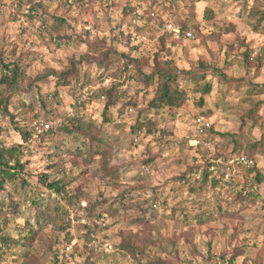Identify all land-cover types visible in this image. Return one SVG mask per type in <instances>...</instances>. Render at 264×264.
<instances>
[{"label": "rangeland", "instance_id": "1", "mask_svg": "<svg viewBox=\"0 0 264 264\" xmlns=\"http://www.w3.org/2000/svg\"><path fill=\"white\" fill-rule=\"evenodd\" d=\"M32 1L0 0V59L6 64L17 63L24 75L20 92L10 96V111L18 117L21 127L33 123L34 115L48 111L60 115V124L66 114H75L76 98L85 100V89H96L106 80L109 86L119 82L118 102L106 114L109 123L102 122L105 99L92 100L79 113L86 120L87 129H91L89 123L100 128L98 135L108 144L104 149L110 145L113 151L110 164L120 167L121 182L100 180V175L106 172L100 168L99 156L90 166L83 164L82 159L77 165L70 160L72 156L68 151L85 147L81 135L61 132L41 143L38 141L33 147L34 160L29 168L30 184H37L38 173L46 171L50 161L61 164L68 178L74 179L73 187H79L85 194L81 198L82 207L90 203L95 208V201H107V206L96 207L92 216L103 228L95 234L97 240L93 247L96 248H92V252L83 238L84 225L90 221L78 207L70 210L67 217L70 224H49L40 231L41 225L35 222L37 208L26 206L29 196L22 193V213L12 220L10 235L18 238L26 218L39 232L29 244L19 243L10 248L3 244L0 264H153L157 260L164 264H264V186L255 204L233 202L235 197L226 190L232 178L243 185L254 172L248 173L249 168L235 163L224 172L222 184L226 187L222 193L208 187L198 194H190L188 187H181L176 179L195 159L214 157L213 150L196 152L189 143L195 133L193 120L203 112H210L209 120L219 133L238 134L242 142L264 137L261 122L242 126V117L257 102L264 101V90L256 88L264 84V59L261 67L255 66V62L248 67L241 63L242 54L249 49L253 50V58L260 53L264 57V29H255L260 17L257 11H264V0H260L261 5L256 0ZM133 19L136 24L132 23ZM168 22L180 28L186 26V29L181 28L183 33L179 38L165 31L163 26ZM186 32H191L193 37H187ZM95 46L98 48L92 49ZM110 46L129 52L143 62L148 59L149 63L143 67L147 74L153 69L155 54L160 55L162 66L174 72L196 70L200 63L221 71L199 72L194 79L180 75L177 81L186 93L187 102L177 111L166 107L149 110L148 103L156 84L148 86L136 70L129 77L118 62L109 64L108 71L96 63L80 64V78L74 79L76 82L72 85L61 87L49 74L65 71L71 62L84 55L88 60L99 59L100 53ZM103 74L107 78L101 80L99 77ZM85 75L91 81L88 84L83 80ZM206 83L212 85V91L205 98L204 106L199 107L200 95L193 89ZM82 86L86 87L80 91ZM8 96L7 90L0 88V99ZM133 100L138 106L130 111L127 104ZM31 104L35 112H31ZM138 115L142 120L151 119L157 132L132 141L129 126ZM259 115L264 120V104ZM2 125L5 145L10 146L18 140V135L7 117L2 119ZM223 142L227 143V139ZM146 149L150 151V158H154L148 172L142 164L148 154ZM60 152L66 155L62 153L61 157ZM255 156L257 168L264 173V155ZM23 160L29 161L28 156ZM51 173L56 172L51 170ZM139 184L148 191L147 196L151 197L154 192L159 199L148 227L135 220L143 210L151 208L154 197L148 199L150 202L145 201L141 197H146V191L141 193L136 189L132 202L127 200L123 206L116 201L130 185ZM6 193L0 192V202ZM34 197L37 194H32ZM50 204L51 210L64 207V202L59 200L51 199ZM102 210L109 214L103 216L105 219L97 218L102 216ZM206 219L209 222L204 225L198 223ZM129 232L137 234V240L145 247L146 258L135 260L117 250ZM65 247H69V251Z\"/></svg>", "mask_w": 264, "mask_h": 264}, {"label": "trees", "instance_id": "2", "mask_svg": "<svg viewBox=\"0 0 264 264\" xmlns=\"http://www.w3.org/2000/svg\"><path fill=\"white\" fill-rule=\"evenodd\" d=\"M20 1L24 3L25 0ZM28 1L33 2L32 0ZM256 2L261 5L260 0H256ZM257 14H260V17L257 18L255 25L257 27H255V29H264V11H257ZM181 28L186 29V26L182 25ZM97 48L98 46H95L92 49L95 50ZM252 53L253 50L249 49L242 54V66L248 67L252 65L251 62H255V66L261 67L264 57H262V54L260 53V55H257L256 58H253ZM99 56V59L95 57L96 59L94 58V60H88V57L84 55L78 61L71 62L70 67H68L65 71H61L59 73L51 71L49 74L54 76L57 81V86L61 87L72 85L76 82L74 79L79 76L78 65L80 64L96 63L98 66L105 67L108 71L109 64L118 62L122 64L123 71L129 74V77L131 76L133 70H136L138 75L141 76L143 81H145L148 86L156 84V89L148 103L149 110H158L166 107L170 111H177L178 109L184 107L187 102L186 93L180 89L177 81L180 75L186 74L189 78L194 79L199 72H206L211 69L216 72L221 71L217 67L200 63V67L196 70L174 72L169 69V67L162 66L160 62V55L155 54L153 59V69L147 74L144 72L143 67L145 64L147 65L149 63L148 59L143 62L141 58L134 57L129 52L124 53L118 51L115 46L114 48L112 46L107 47L100 53ZM76 73L77 76H75ZM105 74L99 78H101V80L102 78H107L104 77ZM110 75L117 78V75L114 73H111ZM43 77L45 76H42V78ZM23 78V71L17 63L13 62L6 64L0 59V88L7 90V93H9L8 97L0 99V192L7 191L6 197L0 202V249L3 246L10 248V246L18 245L19 243H22L23 245L29 244L35 239V236L39 232V230H35L33 228L32 223L28 218H26V220H24L23 231L20 232L18 238L14 239L10 235L9 228L12 224V220L18 218L22 213V203L20 202V199H22V193H25L29 196V199H26L28 204L26 206L37 208L35 213V222L36 224L41 225L40 231L46 229L49 224H60L61 226L63 223L70 224V222L67 221V217L71 213V208L78 207L77 209H82L90 221L89 224L84 225L86 233L83 238L85 243L89 245V250L92 252L94 251L93 244L97 240L95 234L98 229L100 230L103 228L97 224L96 220L92 217L93 212L96 207L101 208L102 206H107V201H95L93 204L95 208L93 206L91 207L90 203L86 207H82L81 198L85 196L84 192L79 187H73L74 179H69L66 175V170L57 162L50 161L46 171L38 173V182L35 185H31L28 180L29 168L30 163H33L34 160L32 155L33 147H35L38 141L41 143L45 138L58 136L61 132L63 135L78 134L83 137L85 147H79L73 151H68V155L72 156L70 160L77 165L79 160L82 159L81 161L83 164L90 166L96 156H99L101 158L99 162L100 168L102 171L106 172L100 175V180L103 182L111 180L114 184H119L121 182L120 167L110 164L113 157V151L110 145L108 149H104L108 146V144L99 137L98 133L100 132V128L95 126L92 127L89 123L88 125L91 129H87L86 125H84L86 120L79 113V111L81 112L82 109H86L87 104H90L92 100H100L101 97H105L102 112L104 119L102 122L109 123L110 119L106 116V114L109 112L110 108L118 102L120 96V83H112L109 87H103L101 85L102 83H100V86L96 89L89 88L92 100L87 101L81 99L79 101L76 98V101L73 104L75 114H66L60 124L58 119L61 117L58 113L48 111L43 115H34V120L38 117H42L45 122L53 123L54 125V128L50 132L37 134L32 123H28L26 127H21L18 117L10 111V96L16 95L20 92V84ZM40 79L41 76L37 78V80ZM83 80L87 84L88 82H91L89 77L86 75ZM84 87L86 86L80 87V91H82ZM258 87H262L264 90V84L256 86V88ZM193 90L195 93L200 95L197 105L199 107H203L205 104V98L209 96L212 91V85L210 83H206L204 85L199 84L196 85ZM56 94L57 92L53 93L54 96H56ZM261 104H264V101L257 102V104L250 109L244 117H242V126H246L249 122H252L253 124L261 122L260 127L264 126V120L262 116L259 115ZM127 105L129 109L137 108L138 106L135 100L130 101ZM29 107L31 112H33L34 109L36 110L32 104L29 105ZM42 108H45L44 102H42ZM124 113H126V111L121 113V116H123ZM201 114V116L210 119L209 111ZM6 117L9 120V124L18 135V140L10 146H6L3 139L4 126L2 125V119ZM156 132V124L151 119L142 120V116L138 115L135 122L129 126L128 134L131 136L132 141H136L142 136L148 138L151 135L156 134ZM207 139L210 142V146H191V149L196 152H199V149L213 150L214 157L209 159H206V157H202V159H195L194 162L184 172H182L179 177L176 178L180 186L188 187V192L190 194H198L200 191H203L208 187H211L214 191L217 190V192L222 193L226 187L222 184L224 172L234 166L235 163L237 166H240L241 163H239L238 159L240 156L245 155L255 160L254 166L249 168L248 171V173L254 172V176L252 178H246V171H244L245 173H243V175L247 181H245L243 185H240L232 178L227 184L228 187L226 190L232 192V197H235V199H232L233 202H239L240 205H245L251 202L254 204L257 203L261 196L259 193L260 188L264 186V173L257 168L255 155H264V137L262 136L258 140L242 142L240 141L238 134L230 135L219 133L215 130L212 124L207 130ZM226 139L227 143L223 142ZM191 140L192 139H190V141ZM148 150L149 149L145 150L148 154L145 155V158L142 160V164L146 172L149 171L150 166L154 163V158H150V151ZM62 153L63 152H60V156ZM64 154L66 155V152H64L63 155ZM56 155L57 154L53 156ZM27 156L29 161H24L23 159ZM51 170H54L56 173L52 174ZM130 186L129 190L118 195V198L116 199L118 204H122L124 206L125 203H128L127 200L132 202L131 200L134 199L131 198L133 196L132 193L136 189L141 193L146 191L142 184H139L137 187L135 185ZM27 189H30L33 193H31V191H26ZM147 192L148 191L145 192L146 197H143L142 195L141 199L149 201L148 199L154 197L151 208L143 210L141 216L135 220V222H138L144 227L150 226V220L154 218L152 212H155L159 202V199L154 192L151 197L147 196ZM32 194H37V197L32 198ZM51 199L64 202V207H55L51 210ZM107 208H109V206ZM115 212L117 213V211ZM230 214L232 215L233 213ZM104 215L109 214L102 210V216H97V218L101 219L106 217ZM206 222H209V219H206L205 222L200 220L198 223L204 225ZM117 250L121 253L130 255L135 260H142L143 258H146L145 247L141 245L139 240H137V234L133 232H129L124 238H122V241H120L117 246ZM153 264H164V262L157 260L153 261Z\"/></svg>", "mask_w": 264, "mask_h": 264}, {"label": "built area", "instance_id": "3", "mask_svg": "<svg viewBox=\"0 0 264 264\" xmlns=\"http://www.w3.org/2000/svg\"><path fill=\"white\" fill-rule=\"evenodd\" d=\"M153 16L154 14H152V17ZM132 23L136 24V19H133ZM163 27L165 31L170 32V34H172L176 38H179L181 34L183 33L180 27L175 26L171 22L165 23ZM185 35L190 38L193 37V34L191 32H186ZM102 86L109 87V80L104 81L102 83ZM84 94L86 96L85 100L87 101L92 100L90 89H85ZM101 99H105V97H101ZM129 110L131 111L132 109L130 108ZM32 125L37 134L50 132L54 128L53 123L45 122V120L42 117L36 118L33 121ZM211 125L212 124L209 119L202 117V116L195 117L193 120V126L195 129V133H194L193 139L190 141V144L192 146H199V145L203 147L210 146V142L207 139V130L211 127ZM238 161L239 163L244 165L246 168H251L255 164V161L253 159L245 155L240 156ZM65 250L69 251V247H65ZM106 250H107V247H106Z\"/></svg>", "mask_w": 264, "mask_h": 264}]
</instances>
